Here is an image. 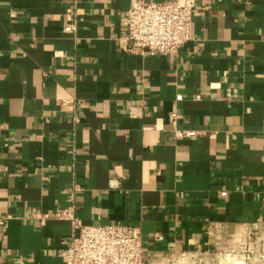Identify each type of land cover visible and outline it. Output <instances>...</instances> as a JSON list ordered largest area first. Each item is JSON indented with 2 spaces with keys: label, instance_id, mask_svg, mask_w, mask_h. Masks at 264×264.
I'll list each match as a JSON object with an SVG mask.
<instances>
[{
  "label": "crops",
  "instance_id": "1",
  "mask_svg": "<svg viewBox=\"0 0 264 264\" xmlns=\"http://www.w3.org/2000/svg\"><path fill=\"white\" fill-rule=\"evenodd\" d=\"M131 2L0 0V264H65L69 207L151 261L264 225V0H195L176 56L129 52Z\"/></svg>",
  "mask_w": 264,
  "mask_h": 264
},
{
  "label": "built area",
  "instance_id": "2",
  "mask_svg": "<svg viewBox=\"0 0 264 264\" xmlns=\"http://www.w3.org/2000/svg\"><path fill=\"white\" fill-rule=\"evenodd\" d=\"M195 0H171L156 3L132 0L126 12L127 34L124 37L129 52L176 56L193 38ZM65 32L74 33L69 25ZM183 98L179 96L177 101ZM172 120L179 119L176 112ZM196 132H178L179 138L197 137ZM41 225L48 221L68 222L73 234L64 242L65 264H150L144 249L141 229L129 225L85 226L73 207L36 216ZM156 241L163 237L156 236Z\"/></svg>",
  "mask_w": 264,
  "mask_h": 264
},
{
  "label": "rangeland",
  "instance_id": "3",
  "mask_svg": "<svg viewBox=\"0 0 264 264\" xmlns=\"http://www.w3.org/2000/svg\"><path fill=\"white\" fill-rule=\"evenodd\" d=\"M215 240V249L208 255L154 258L150 264H264V225L246 231L220 229L215 232Z\"/></svg>",
  "mask_w": 264,
  "mask_h": 264
},
{
  "label": "bare ground",
  "instance_id": "4",
  "mask_svg": "<svg viewBox=\"0 0 264 264\" xmlns=\"http://www.w3.org/2000/svg\"><path fill=\"white\" fill-rule=\"evenodd\" d=\"M232 260H234L233 258H232ZM227 263V262H226ZM231 263H233V262H231ZM233 264H235V263H233Z\"/></svg>",
  "mask_w": 264,
  "mask_h": 264
}]
</instances>
